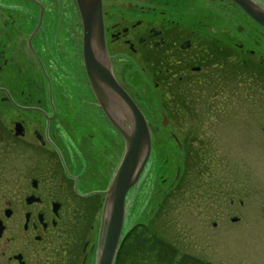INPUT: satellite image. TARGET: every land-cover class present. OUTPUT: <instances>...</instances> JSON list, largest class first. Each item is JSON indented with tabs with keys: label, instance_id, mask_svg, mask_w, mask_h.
<instances>
[{
	"label": "flooded vegetation",
	"instance_id": "flooded-vegetation-1",
	"mask_svg": "<svg viewBox=\"0 0 264 264\" xmlns=\"http://www.w3.org/2000/svg\"><path fill=\"white\" fill-rule=\"evenodd\" d=\"M13 1L34 11L12 10V0H0V198L9 199L0 210V227L4 232L12 221L10 227L20 228L23 236L31 233L32 241L7 240L6 246L14 248L5 264H86L88 241L80 249L74 235L69 241L58 230L82 228L95 214L96 257L105 193L125 151L120 129L129 124L109 88L106 110L93 92L75 0L80 30L70 27L61 34L50 30V23L55 26L54 0ZM249 1L264 12V0ZM198 6V15L189 13V7ZM23 10L33 21L32 29L14 30L8 24L15 22L11 14ZM101 15L106 56L99 65L109 66L151 135V154L125 198L126 215L130 194L137 192L152 164L154 134H167L184 154L171 127L174 107L188 117L196 116L195 102L227 101L228 108L233 98L224 83L234 85L238 74L249 73L264 83V29L231 0H101ZM134 79L140 80V89ZM151 93L162 103L158 126L149 123L139 102L140 95ZM222 111L219 105L208 110L204 104L202 117L218 118ZM182 160L185 168L187 160ZM175 172L164 197L181 181L179 164Z\"/></svg>",
	"mask_w": 264,
	"mask_h": 264
},
{
	"label": "rangeland",
	"instance_id": "rangeland-1",
	"mask_svg": "<svg viewBox=\"0 0 264 264\" xmlns=\"http://www.w3.org/2000/svg\"><path fill=\"white\" fill-rule=\"evenodd\" d=\"M54 1L55 26L50 23V30L61 34L68 33L72 27L78 32L79 19L73 0ZM15 4L12 0V10L24 7L28 15L34 11L22 2H19L22 7ZM200 8L188 10L198 15ZM24 11L11 14L15 22L8 24L15 25L14 30L32 29L33 21ZM250 31L251 28L247 33ZM247 46L253 48L249 39ZM75 71L78 72L77 66ZM143 80L142 84L148 85ZM134 84L140 89V80L134 79ZM229 86L233 100L228 108L227 101L195 102L196 116L188 117L180 106L174 107L171 127L181 141L183 155L168 140L167 134H154L152 164L137 192L130 194V210L125 215L123 232L143 225L150 234L175 248L180 257L190 256L206 264H264V83L245 73L237 75L234 85L224 83L226 91ZM139 102L149 123L158 126L162 103L155 100L153 93L140 95ZM204 104L208 110L219 105L225 113L222 111L218 118L202 117ZM189 150L193 151L189 155L190 165L184 168L182 159ZM173 159L177 161L174 163ZM176 164L181 166V181L164 197L175 177ZM8 200L0 198V210ZM233 219L237 221L232 222ZM12 220L19 221L18 212ZM98 220L92 214L82 227L88 229L78 225L68 233L58 230L69 241L74 235L80 249L88 241L86 264H95ZM10 224L12 221L0 239V264H5L12 254L9 250L14 248L11 247L14 244L6 246L7 240L32 241L31 233L23 236L20 228L12 229Z\"/></svg>",
	"mask_w": 264,
	"mask_h": 264
},
{
	"label": "water",
	"instance_id": "water-1",
	"mask_svg": "<svg viewBox=\"0 0 264 264\" xmlns=\"http://www.w3.org/2000/svg\"><path fill=\"white\" fill-rule=\"evenodd\" d=\"M256 24L264 29V12L249 0H231ZM83 30V57L87 76L93 92L102 105L109 104L105 89H110L123 106L124 120L129 127L120 129L125 143L121 163L105 193L101 228L97 244L95 264H114L122 238L125 219V198L133 189L151 154V135L146 119L127 94L116 84L109 66L99 65L101 56H106L101 0H75ZM97 57V58H96ZM109 107V106H108ZM175 142L181 151L177 139ZM233 219L232 222H236ZM3 228L0 227V237Z\"/></svg>",
	"mask_w": 264,
	"mask_h": 264
},
{
	"label": "trees",
	"instance_id": "trees-1",
	"mask_svg": "<svg viewBox=\"0 0 264 264\" xmlns=\"http://www.w3.org/2000/svg\"><path fill=\"white\" fill-rule=\"evenodd\" d=\"M193 151H187V166ZM192 159V158H191ZM114 264H206L190 256H179L171 245L152 235L145 226L131 227L124 235Z\"/></svg>",
	"mask_w": 264,
	"mask_h": 264
}]
</instances>
